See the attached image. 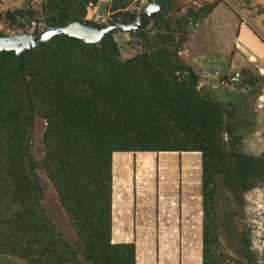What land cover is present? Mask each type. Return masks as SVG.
Masks as SVG:
<instances>
[{
  "label": "trees",
  "instance_id": "obj_1",
  "mask_svg": "<svg viewBox=\"0 0 264 264\" xmlns=\"http://www.w3.org/2000/svg\"><path fill=\"white\" fill-rule=\"evenodd\" d=\"M99 1L42 0L38 10L1 13L0 23L19 30L35 23L33 34L39 35L47 23L85 21L88 5ZM133 1L112 0L108 25L132 23L138 15L127 11ZM163 2L165 9L144 29L129 32L142 49L128 59L121 57L114 33L100 44L56 36L25 52L22 67L14 52L0 54V259L136 264L134 243H112L113 154L144 153L149 169L155 155L151 153H200L203 264H231L221 253L216 229L217 184L223 180L229 187L234 178H241L245 169L237 172L235 161L260 160L238 152L242 138L232 123L238 107L216 101L180 60L193 26L218 4L177 14L172 0L156 1ZM263 83L244 73L242 87L258 89L256 96ZM38 119L45 123L41 162L32 141ZM163 168L167 171L166 165ZM40 173L57 193L73 241L43 208L46 190ZM239 185L243 191L252 187Z\"/></svg>",
  "mask_w": 264,
  "mask_h": 264
},
{
  "label": "crops",
  "instance_id": "obj_2",
  "mask_svg": "<svg viewBox=\"0 0 264 264\" xmlns=\"http://www.w3.org/2000/svg\"><path fill=\"white\" fill-rule=\"evenodd\" d=\"M223 7L233 14L234 19L235 37L229 56L237 65L235 73H240L244 79V73L248 72L264 80V42L253 30L224 4H219L205 20L211 19ZM193 39L194 33L184 45L180 60L199 76L201 87L213 92L211 78L215 75L219 79L223 74L220 65L214 64L216 57L219 58V50L191 46ZM224 91L236 95L234 100L223 102L225 105H234L236 98L239 100L240 95H245V91L242 93L238 89ZM259 91L253 105L255 124L251 138L255 143L264 142V83ZM258 120L261 121L260 127ZM141 154L144 153H114L112 157V243H134L136 264H203L201 154L151 153L155 155L149 169ZM157 154L161 155L160 158ZM179 164L182 165L184 185L181 195L167 188L172 186ZM190 169H194L193 173ZM158 171L163 177L164 188L159 191L143 188L145 181ZM116 230L119 232L117 236Z\"/></svg>",
  "mask_w": 264,
  "mask_h": 264
},
{
  "label": "rangeland",
  "instance_id": "obj_3",
  "mask_svg": "<svg viewBox=\"0 0 264 264\" xmlns=\"http://www.w3.org/2000/svg\"><path fill=\"white\" fill-rule=\"evenodd\" d=\"M157 0H134L127 9L129 13L139 14L148 4L156 3ZM42 0H0V14L7 11H15L33 7L38 10ZM173 11L177 14H185L188 9L198 10L207 5L224 4L245 24H247L258 38L264 42V0H172ZM112 0L101 2L98 7L100 14L110 15L111 18ZM193 26L194 39L191 46H201L219 50V58L216 57L214 64L220 65V72L223 74H234L237 65L230 59L231 49L235 37L233 14L226 8L218 9L213 17L205 20L203 27L199 29ZM40 26V25H39ZM36 24L26 25L24 29H15L0 23V33L4 36L23 34V32L34 33ZM43 28V27H41ZM44 29H42L43 31ZM117 42L121 57L128 59L141 52V43L136 35L123 31H116L113 34ZM216 53V52H215ZM244 80V79H243ZM214 88L213 98L220 103H227L235 99L232 91H224L218 84L214 75L211 78ZM242 83L235 89L245 91L242 98L235 101L238 109L233 115L232 123L235 133L242 138L238 152L245 157H253L260 162H238L235 161V170L240 172L241 178H234L231 185L226 187L223 180H219L216 192V229L220 240L221 253L228 257L231 264L233 261H241L242 264H264V219L251 213L250 207L257 205L259 210L264 209V142L252 140L251 134L255 122L253 117L254 99L258 92ZM243 93V92H242ZM264 113V104L262 105ZM254 123V124H253ZM253 124V127H252ZM261 121L258 120V127ZM45 130V123L38 119L35 123L33 134V153L38 162L43 160L42 137ZM160 158L161 155H156ZM181 156V155H180ZM40 179L45 187V199L43 208L50 215L57 228L70 240H74V233L68 223L66 214L61 207L57 193L44 173H40ZM145 184V185H144ZM142 186L146 190L159 191L164 188V181L161 173L148 178ZM243 186H252L251 189L243 191ZM167 187V186H166ZM171 188L177 194H182L184 189L182 181V165L179 164L173 177ZM249 242V245L246 243ZM0 264H25L14 259H0Z\"/></svg>",
  "mask_w": 264,
  "mask_h": 264
},
{
  "label": "water",
  "instance_id": "obj_4",
  "mask_svg": "<svg viewBox=\"0 0 264 264\" xmlns=\"http://www.w3.org/2000/svg\"><path fill=\"white\" fill-rule=\"evenodd\" d=\"M166 7V2L161 4H148L130 24L114 22L103 28L91 25L88 21H74L67 25H52L47 23L42 33L39 35L31 33L14 34L0 37V54L3 52H14L22 67L24 53L38 47L47 45L53 38L59 35H67L84 41L88 44H100L116 31L137 32L144 29L153 16L162 12Z\"/></svg>",
  "mask_w": 264,
  "mask_h": 264
},
{
  "label": "built area",
  "instance_id": "obj_5",
  "mask_svg": "<svg viewBox=\"0 0 264 264\" xmlns=\"http://www.w3.org/2000/svg\"><path fill=\"white\" fill-rule=\"evenodd\" d=\"M106 0H100L98 3H90L87 8L86 21L93 22L99 25H108L110 22V15L104 16L99 13L98 7L101 2ZM194 27L198 28V24H195ZM243 81V76L240 73L234 74H221L218 79L219 86L224 90H234L237 88ZM260 207L257 205L251 206V213L255 216H259L264 219V209L259 210Z\"/></svg>",
  "mask_w": 264,
  "mask_h": 264
}]
</instances>
